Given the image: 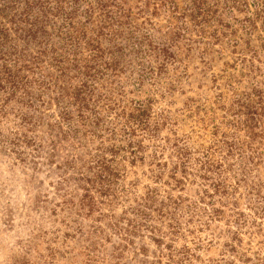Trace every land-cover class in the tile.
I'll use <instances>...</instances> for the list:
<instances>
[{"label": "rangeland", "instance_id": "374dc122", "mask_svg": "<svg viewBox=\"0 0 264 264\" xmlns=\"http://www.w3.org/2000/svg\"><path fill=\"white\" fill-rule=\"evenodd\" d=\"M13 1L0 264H264V0H45L23 32Z\"/></svg>", "mask_w": 264, "mask_h": 264}, {"label": "trees", "instance_id": "16d2710c", "mask_svg": "<svg viewBox=\"0 0 264 264\" xmlns=\"http://www.w3.org/2000/svg\"><path fill=\"white\" fill-rule=\"evenodd\" d=\"M71 3H73V5H75V0H70ZM14 5H16L17 2L19 3V6L21 8L20 12H17L15 15L16 16L13 17V22L14 24L17 26V29L19 30V32H23L25 29H23L25 27V25H27L28 27H30L31 29H33V31H39V29L41 28V23L40 20L45 19L43 16L48 17L49 16V9L51 7L50 3H47L45 0H14ZM22 2V3H21ZM56 7H51V12L53 11V9L61 10V7L58 5H55ZM56 15V13L54 14ZM58 16V15H57ZM61 16V15H60ZM64 21H68V23L71 21V16L70 15H65L63 17ZM23 23V24H22ZM24 25V26H23ZM136 114H133V121L135 122L136 126L140 128V130L144 133L148 132L150 133V135L152 134L149 131V126L145 124V122H147V115H146V110H144L143 108L141 109H137L136 110ZM221 145L218 147H215V149L210 150V151H223L224 153H227V145L231 146L230 144L226 143L225 141H221L220 142ZM224 147L223 148L221 147ZM208 151V150H207ZM180 161H182V165H183V169L188 165L187 163H189L190 161V155L188 151L185 152H178L177 153ZM204 159L197 161L196 163H199L200 166H202L203 168H205L206 170H208L209 172L212 171V164L210 163V159L209 156L203 155ZM221 173H218V181H215L213 184V188L214 190L218 189V187L221 186V184H219V181L222 180L221 178ZM222 182V181H221ZM224 190L222 192H218V195L224 197L225 195H229V192L227 191L226 187H222Z\"/></svg>", "mask_w": 264, "mask_h": 264}]
</instances>
